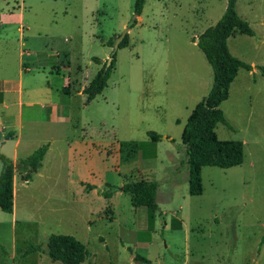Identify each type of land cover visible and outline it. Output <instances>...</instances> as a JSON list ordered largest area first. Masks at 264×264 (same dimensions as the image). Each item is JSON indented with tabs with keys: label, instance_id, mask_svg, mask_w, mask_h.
Wrapping results in <instances>:
<instances>
[{
	"label": "rangeland",
	"instance_id": "rangeland-1",
	"mask_svg": "<svg viewBox=\"0 0 264 264\" xmlns=\"http://www.w3.org/2000/svg\"><path fill=\"white\" fill-rule=\"evenodd\" d=\"M225 4L144 0L128 28L133 0H0V78L16 79L22 32L29 52L23 67L47 77L51 100L67 102L65 117L52 128L23 125L16 162L47 136L52 141L40 176L32 172L25 180L22 171L13 172L12 212L0 210V264H64L47 256L50 234L79 240L87 251L80 264H127L131 255L150 264H264V76L255 68L264 65V0L236 1L237 15L253 34L234 33L226 45L252 68L237 70L219 104L230 128L217 123L213 129L217 140L242 143V161L230 168L202 166L200 193L187 190L180 135L212 82L195 41ZM125 27L127 44L113 51ZM112 53L105 86L86 102L78 86ZM62 85L69 86L65 98ZM14 99L7 94L6 102ZM14 113L15 105L0 107V126L14 122ZM149 130L161 136L154 157H133L131 148L120 146L147 140ZM12 143L5 141L0 153L9 154ZM140 166L156 169L148 177L157 181L152 219L119 189L126 181L147 179Z\"/></svg>",
	"mask_w": 264,
	"mask_h": 264
},
{
	"label": "trees",
	"instance_id": "trees-1",
	"mask_svg": "<svg viewBox=\"0 0 264 264\" xmlns=\"http://www.w3.org/2000/svg\"><path fill=\"white\" fill-rule=\"evenodd\" d=\"M237 0H226L224 10L213 25L206 27L195 41L196 46L203 53L206 62L212 72L211 86L206 95L193 107L187 116L185 125L181 131V143L185 150V164L187 166V190L190 195L200 193V168L202 166H216L230 168L241 163L243 157L242 143L237 140H217L214 127L222 123L228 128L230 125L225 120L219 104L227 98L229 84L233 80L238 69L251 70V65L244 62L228 51L226 39L240 33L251 36L252 29L247 22L240 18L235 11ZM144 0H133L132 12L134 16L141 13ZM135 19L128 25L132 27ZM112 40L107 44L111 46ZM127 44V34L119 41L117 48ZM109 65L104 69L101 62L100 68L95 72L89 82L82 88L85 101H90L105 86V82L113 67V56ZM259 73L264 76V65H255ZM148 139L145 141H131L121 144L123 148L128 146L134 155L139 152L143 158L155 156V144L161 136L154 131H147ZM132 146V147H130ZM47 146L43 144L34 149L27 157L13 163L7 156L0 153V210L12 212V179L15 169L22 171L23 179L27 180L30 173L35 172L40 165ZM125 149H127L125 147ZM128 149V150H129ZM119 151L123 152L119 148ZM130 156H125V160ZM124 158V157H123ZM122 191L130 196L132 206H145L152 219L156 208L154 203L157 181L140 178L126 181L122 184ZM180 223L177 224V227ZM47 256L51 260L64 264H80L87 257L84 245L72 235L50 234L47 237ZM136 264H150V262L138 255H134Z\"/></svg>",
	"mask_w": 264,
	"mask_h": 264
},
{
	"label": "crops",
	"instance_id": "crops-1",
	"mask_svg": "<svg viewBox=\"0 0 264 264\" xmlns=\"http://www.w3.org/2000/svg\"><path fill=\"white\" fill-rule=\"evenodd\" d=\"M28 53L29 52L26 50V48H24L23 34L22 32H19L17 39L18 69H17L16 79H10L6 77L0 78V107L6 111L8 107H10L11 105H15V113L13 114L14 122L7 121L5 124H2L0 126V132H1L0 136L8 137V138H4L3 141L5 142V141L13 140L11 147H8L9 154L7 155L4 154L13 163L17 161V153H18L17 149L20 143L21 130L23 129V125L27 129H33V130L39 129L41 126L51 127L56 123L60 122V119H62V117L64 118L66 113L65 106L67 105V102L60 104L55 102L54 100H51L52 86L51 83L48 81L47 77L44 76L42 77L43 79H39L38 77L40 76L36 74H42L41 72L33 73L30 72L28 66L25 65L23 67V63L21 62V59L24 56H28L29 55ZM25 74H27L26 84L28 86V88H25L28 89L26 94L24 93L25 90L24 87L22 86V78L23 75ZM40 80H44L46 82L43 84V82L41 83L39 82ZM86 84L79 85L76 90V93L82 95L83 93L81 92V90ZM60 90H61L60 91L61 96L63 98H65L66 95L69 94V86L62 85ZM10 93L15 94V99L13 102L10 101L6 102L7 94ZM13 116L10 120L13 119ZM6 127L13 128L14 130L9 131L6 133V135H4L5 133H3V131ZM45 140L46 141L43 142H45L47 146L45 150L46 153L50 149L52 137L49 135ZM3 141L2 142L0 141L1 150L4 147ZM142 158L143 157H141V159ZM146 158H150V157H146ZM41 168L42 165H40L34 173L36 175L39 174L38 176H40ZM137 171H139V173L146 176L147 179H150L148 177L153 175L156 169L150 168L148 166H143V167L140 166V168ZM14 182L15 180L13 175L12 184H14ZM13 190L14 187L12 186V193ZM12 199H13V195H12ZM133 257L134 255L130 256L127 264H133L132 263Z\"/></svg>",
	"mask_w": 264,
	"mask_h": 264
},
{
	"label": "water",
	"instance_id": "water-1",
	"mask_svg": "<svg viewBox=\"0 0 264 264\" xmlns=\"http://www.w3.org/2000/svg\"><path fill=\"white\" fill-rule=\"evenodd\" d=\"M134 19V15H133V18H132V20ZM126 31H127V28L125 27L124 29H123V31H122V33L115 39V41L113 42V46H112V48H113V51L117 48V46H118V43H119V41L122 39V37L126 34ZM110 57H108L106 60H105V63H104V69H106L107 68V66L109 65V62H110ZM120 190L122 189V188H119Z\"/></svg>",
	"mask_w": 264,
	"mask_h": 264
}]
</instances>
